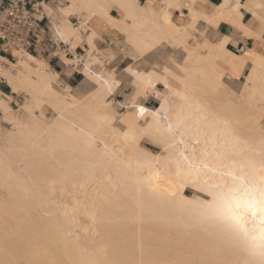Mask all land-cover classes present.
Segmentation results:
<instances>
[{
    "label": "bare ground",
    "instance_id": "obj_1",
    "mask_svg": "<svg viewBox=\"0 0 264 264\" xmlns=\"http://www.w3.org/2000/svg\"><path fill=\"white\" fill-rule=\"evenodd\" d=\"M232 1L225 0L213 14L192 5L191 22L182 27L170 13L159 17L133 0H67L60 7L64 22L56 25L58 41L71 51L83 41L90 47L82 73L94 89L84 100L55 90L58 74L41 57L4 60L18 72L0 69L11 89L0 97L2 121L14 130L0 145V186L8 193L6 200L0 196V216H14L0 222V235L6 232L0 236V264H19L18 258L25 256L21 264L30 255H36L28 260L36 264H264L260 249L214 212L228 189L241 182L259 185L264 178L262 49L242 57L226 49L227 39L198 43L186 52L182 90L173 87L168 73L128 67L134 77L128 100L132 112L117 119L119 128L109 100L120 82L113 74L91 69L108 57L96 48L97 34L89 33L87 23L94 17L124 33L143 57L167 41L187 44L193 37L190 30L201 22L243 27L239 0ZM114 7L121 18L110 16ZM251 12L262 33L264 0H254ZM74 16L83 18L79 27L71 22ZM260 33L252 35L259 39ZM62 58L74 63L64 54ZM248 60L251 66L237 93L230 86L240 81ZM226 65L229 77H224ZM148 91L159 100L155 108L139 103L150 97ZM12 93L25 95L18 110L10 107ZM46 104L54 109L52 121L34 115ZM143 140L160 146L162 154L142 147ZM81 218L90 228L80 225ZM14 232L22 239L26 233V243ZM10 239L13 253L17 243L20 253L26 246L22 256L16 253L18 260L9 256L12 251L5 244Z\"/></svg>",
    "mask_w": 264,
    "mask_h": 264
},
{
    "label": "rangeland",
    "instance_id": "obj_2",
    "mask_svg": "<svg viewBox=\"0 0 264 264\" xmlns=\"http://www.w3.org/2000/svg\"><path fill=\"white\" fill-rule=\"evenodd\" d=\"M170 6H172V5H170ZM170 6H169V8H171ZM167 13H170L171 14V18H172L173 22L176 25H178V26H182V27L188 26L189 23H190V21H191L190 15H188L187 18H184L183 19L182 24H180V22L177 20V18L174 16V14H172L171 10L163 11V12L161 11V13H158V15H159V17H164ZM76 17H77L78 20H75L73 23H74V26L75 27H77V26L79 27L80 26V22H84V21L82 20L83 18L81 16H76ZM101 19H103V18H101ZM231 24L240 27V25L237 24V23H231ZM211 26L212 27H215L213 25H211ZM111 28L114 29L113 27H111ZM199 29H200V26H197L193 30H190L191 31V35L193 37H191L188 40L187 44L185 43L186 46L184 48L182 47V45H185V44H182V45L173 44L172 45V44H170L167 41V43L162 44L161 46L157 47L155 50H153L152 52H150L149 54H147L146 56H143V57H140L139 54H138V52L129 44V42L127 41L126 35L124 33H122L121 31L117 30V29H115V30L118 31L119 33L115 35V38H114V41L112 42V44H108V45L104 46V48H100L99 46H96V48L99 51H101L102 53L105 54V56H108V57H105V59H101L100 60L101 62L99 61L96 64L94 63V65L91 64V69L94 72L99 73V74H113L114 79H116V80H118L120 82V86H119L118 90H116L115 92H113L110 95L111 98L109 100L110 101V103H109L110 110L111 111L113 110L112 112H114V116L116 115L115 116L116 121H117L116 122V126H118L117 123L119 122V120H117V119H119L120 116L129 114L130 112H132V108L130 106H128L129 105L128 104V100H129V95L132 93V84L131 83H133L134 77L131 74V72L128 70V67L134 66V67H136L141 72H150V71L152 72V71H156L157 73H161V74L163 72L168 73V75L170 76V81H171L173 87H175L178 90H182L184 88L183 84L185 83L184 81L186 79L184 77V70H183L184 69L183 68V64H185L184 63L185 62V55L187 54L186 52L193 51V49H196V46L198 45V43H201V42H203L205 40H208L209 42H211L213 44H217L218 43V42H215L209 36H207L205 33L200 32ZM79 45L80 46H83V42H82V44H79ZM79 45H77V46H79ZM263 45H264V42H263ZM89 49L81 51V54H79L80 56H79L78 61L76 60V61H74V63L73 62L72 63L69 62L70 64H73V66H76L77 67L76 70L79 71V72H81V73H82V71L84 69V67H83L84 63H86L88 61L87 58H89L88 57L89 56V53L88 52L90 51ZM201 51L202 50H199L200 53H203L204 54L205 51H203V52H201ZM261 52L264 54V49L263 48H262ZM92 55H95V53H93ZM130 55H132L133 57H137V59L134 60ZM25 56L27 57V55H25ZM41 59L42 58H40L39 60L40 61H43L46 64H48L49 71L54 72V70H55V73L58 74L57 83L60 82V84L55 85L54 86V89L57 90L59 93L63 94L64 96L73 97L74 99H78V100H84L85 98H87V96L90 94V92L94 89V83H93V81L92 80L91 81L88 80L87 76H85L86 74L84 75V73H82L80 75L83 78V81L81 82V84H79V85L76 86V84L74 85L72 82H69L68 83L67 80L65 79V76H63V74H61L53 66L49 65V63L46 60H41ZM11 62L15 63L16 60L11 61ZM78 62H79V64H78ZM65 63L68 64V62H65ZM80 63H82V64H80ZM1 68L5 69V70L6 69L9 70L13 74H16L18 72L17 71V68L12 67L11 64H8L7 66L4 65V64H0V69ZM225 68H226V70L224 72L225 73L224 77L225 76L226 77H229L230 75H229V72L228 71L230 70V68L227 65L225 66ZM248 71H249V67L242 74V77H240V81L233 82V84L230 86L233 91H235L237 93L240 92V90H241V84H242V82H245V74H247ZM68 72H73V71L69 68L68 69ZM2 86H4L5 88L8 87V85L6 84V82H4L2 84ZM158 89L160 91H163L164 90V87L162 85H160L158 87ZM6 93L10 94L11 93V89L9 88V92H6ZM152 94H153V92H151V93L149 92V96H152ZM11 95H12L13 100L10 103V107L13 108L14 110H18L19 107L26 100L25 95L24 94H21V93L20 94H13L12 93ZM153 96H154V98H156L154 94H153ZM156 99H158V98H156ZM152 100H154L152 97H149V98H140L139 103L141 105L147 106V104L151 103ZM158 105H159V103L157 104V106ZM122 107H127V109H122ZM34 111H35L34 112V115L36 117H38V118H42L43 117L45 120L47 119V121H52L55 118L54 109L50 105H47L46 104V105H44L42 107L41 110H34ZM2 115H3V113L1 111L0 112V145H2V142H3L2 139H3V137H5L6 134L11 133V132L14 131V130H12L13 129V126H10V125H8V124H6V123H4L2 121ZM118 128H119V126H118ZM140 145L142 147H144L145 149L149 150L150 152H152L153 154H162V149H160L161 147L158 146V145H155L154 143H152V142H150L148 140H143L140 143ZM91 187H92V189H91ZM93 188H94L93 186H90L89 187L90 190H93ZM4 190L5 189H3L0 186V196H2L1 198H3V199L4 198L8 199V195H7L8 193H6L7 191L5 192ZM2 191H4V192H2ZM2 193H3V195H1ZM81 196L82 195H79L78 194V197L79 198H83ZM189 196L190 197H193V193H189ZM71 197H72V195L70 196V198ZM6 199H4V200H6ZM8 212H9V210H8ZM16 214L18 216H21L18 213H16ZM17 215H16L15 219L18 217ZM5 216H6V219H3V218H5V217H3V215H2V217L0 216V218H2V219H0V222L1 223L2 222L4 223L5 220H6V223H8V222L11 221V220L9 221V219L12 217V215L10 217V215L7 216V214H6ZM29 216H30V218H31L32 221H33V219L35 221H37V219L34 218L33 215L29 214L28 217ZM13 217H12V219H14ZM18 219H19V217H18ZM18 219H16L15 221H18ZM15 221L13 220V222H11V223L12 224H15ZM80 222H82V223H80V225H82L83 227H85V228H88L89 227V225L87 226V224H89V221L87 219L81 218V221ZM11 223H9V224H11ZM25 223L27 224L28 222H24V224ZM22 225H20V227H21V229L23 231V226H26V225H23V226ZM6 226L9 227L8 224L5 225L4 227L6 228ZM96 226L99 227L98 224H96ZM12 227L14 228V231H17V229L15 230L14 225ZM26 227H24V228H26ZM22 231L20 230L21 233L25 232L26 230L23 231V232ZM18 232H19V230H18ZM18 232H16V233L18 234ZM4 233L6 234V232H2V235H0L2 238H3V234ZM16 233L13 235V237H15L17 235ZM12 234H11V236H12ZM20 235L22 236V234H20ZM25 235H26V233H24V235L22 236L24 239L20 238L19 235L16 236V237H18L17 240H19V238H20L21 240H24L25 241V239H26L24 237ZM85 235L87 237L89 235L88 239L91 240L92 236L90 234H85ZM95 238H97V240H98L99 239V236H96ZM13 239L12 240L10 239L11 240V243L10 242L9 243L7 242L5 245L8 246V247L11 244L12 245H15V243L13 242ZM4 240H5V237H4ZM17 242H19V241H17ZM21 242H20V245L22 244L21 246L25 245L24 243H21ZM25 243H26V241H25ZM173 243H174V240H171L170 244H173ZM18 245H19V243L16 244V246L18 247V248L17 247L16 248L19 250L21 247L19 248ZM16 248L13 249L14 250V253H13L12 248L9 247V250L12 251V252L10 251L11 253H9V256H10V254L13 253L15 255L16 259H17L18 258L17 257V254L19 253V256H22L21 253H22V251L24 249H26V246H23L24 249L21 251V253H20V251H17ZM4 251H6L7 253L9 252L8 250H5V249H4ZM13 254L10 257H12ZM23 255H26V254L24 253ZM35 256L34 255L33 256L30 255V256H27V257H29L31 259L32 257L34 258ZM4 257L5 258H8V256H4ZM15 257L13 256L12 259H14ZM24 257L25 256H23V258ZM20 258H18L19 260L17 259L19 261V264H20V260L21 261L23 260V258H21V259ZM30 259H28V258H27V260L25 259V261H23L24 263L22 262L21 264H25V263L27 264V262H29L28 260H30ZM29 263L31 264L32 263V260ZM33 263H35V261Z\"/></svg>",
    "mask_w": 264,
    "mask_h": 264
},
{
    "label": "crops",
    "instance_id": "obj_3",
    "mask_svg": "<svg viewBox=\"0 0 264 264\" xmlns=\"http://www.w3.org/2000/svg\"><path fill=\"white\" fill-rule=\"evenodd\" d=\"M133 1L137 2L139 6L145 9L149 8L153 11H157L158 13H161V11L163 12V11L171 10L172 14H174V16L180 22V24H182L183 19L187 18V16L190 14V9L192 5L196 9H200L206 14H213L224 3L225 0H178V3L174 5L168 3L166 0H133ZM233 1L232 4H235V1L234 2ZM239 4H240L239 11L241 14L240 24L243 25V27H245V30L242 27L235 26L226 21H221L217 27H212L211 25H207L206 22L204 23L201 22L198 26H200L199 29L200 32L205 33L215 42H220L223 41L224 39H227L225 47L228 51L232 49L231 50L232 52L230 51L231 53L242 57H248L250 51L254 50L260 52V50L262 49L261 47L264 42V31L260 33L261 22L257 20L254 17L253 13L251 12V8L254 4V0H239ZM170 5H172L171 8H169ZM63 8H57V7L46 8V13L51 18V21L55 26L64 22V18L62 17V13H61V10ZM49 11H51V14L49 13ZM109 14L110 16L116 19L121 18V12L115 7L110 9ZM75 20H78L76 16L71 18L72 23ZM88 23H87L88 30L90 29L89 33L94 31L97 34L95 38V44L100 48H104V46L108 44H112L115 35L119 33L115 29H112L106 20L98 17L92 18ZM247 31L249 32L247 33ZM259 33H260L259 37L261 39L260 38L258 39L252 35ZM89 48L90 47L87 44V42L83 41V46L80 45L77 46L74 51H71L70 46L66 43H65V47L61 46L60 49L61 51H55L51 47V45L47 43L43 49L44 52L43 55L41 56L33 55V56L41 57L42 59L46 60L49 63V65L53 66L56 70H58L61 74H63V76H65V79L67 80L68 83L72 82L74 85L76 84L77 86L81 84V82L83 81V78L80 76L82 73L77 71L76 67L73 66L72 64H66L62 58V55L63 54L65 55L67 53V56L65 55L67 59L71 61H75V59L76 60L79 59L80 56L79 54H81V51L87 50ZM55 53L58 55L55 56L54 55ZM249 62L250 61L248 60L246 63L247 67L245 66L243 73L247 70L248 67L250 68L251 62L250 63ZM69 68L73 72H68ZM4 88L5 87L2 86L3 93H6V91H4ZM150 97H152L154 100H152L151 103L147 104V106L153 108L157 107L159 100L154 98L153 94Z\"/></svg>",
    "mask_w": 264,
    "mask_h": 264
},
{
    "label": "built area",
    "instance_id": "obj_4",
    "mask_svg": "<svg viewBox=\"0 0 264 264\" xmlns=\"http://www.w3.org/2000/svg\"><path fill=\"white\" fill-rule=\"evenodd\" d=\"M66 3L67 0H0V64L7 66L4 60H17L18 55L41 56L47 43L61 51L65 43L58 41L60 34L46 8H60ZM4 82L0 76V97Z\"/></svg>",
    "mask_w": 264,
    "mask_h": 264
},
{
    "label": "snow or ice",
    "instance_id": "obj_5",
    "mask_svg": "<svg viewBox=\"0 0 264 264\" xmlns=\"http://www.w3.org/2000/svg\"><path fill=\"white\" fill-rule=\"evenodd\" d=\"M214 212L264 255V178L259 185L241 182L228 189L219 197Z\"/></svg>",
    "mask_w": 264,
    "mask_h": 264
},
{
    "label": "trees",
    "instance_id": "obj_6",
    "mask_svg": "<svg viewBox=\"0 0 264 264\" xmlns=\"http://www.w3.org/2000/svg\"><path fill=\"white\" fill-rule=\"evenodd\" d=\"M4 91L9 92V88L8 87L4 88Z\"/></svg>",
    "mask_w": 264,
    "mask_h": 264
}]
</instances>
